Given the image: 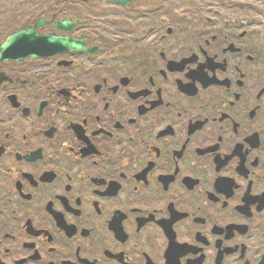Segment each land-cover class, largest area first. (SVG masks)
Segmentation results:
<instances>
[{"label": "flooded vegetation", "instance_id": "af4514ba", "mask_svg": "<svg viewBox=\"0 0 264 264\" xmlns=\"http://www.w3.org/2000/svg\"><path fill=\"white\" fill-rule=\"evenodd\" d=\"M162 3L63 4L40 32L87 49L0 61V264H264V40Z\"/></svg>", "mask_w": 264, "mask_h": 264}, {"label": "water", "instance_id": "95a60500", "mask_svg": "<svg viewBox=\"0 0 264 264\" xmlns=\"http://www.w3.org/2000/svg\"><path fill=\"white\" fill-rule=\"evenodd\" d=\"M114 1L122 4L128 3V0ZM42 23V19H39L34 28L29 27L9 34L0 45V59L11 58L20 60L27 54L31 56L47 55L56 51L71 50L79 47V40L67 36H57L52 33L39 35L36 29ZM58 27L69 28V21H61Z\"/></svg>", "mask_w": 264, "mask_h": 264}, {"label": "rangeland", "instance_id": "374dc122", "mask_svg": "<svg viewBox=\"0 0 264 264\" xmlns=\"http://www.w3.org/2000/svg\"><path fill=\"white\" fill-rule=\"evenodd\" d=\"M19 1L20 2L16 5L15 8H17V10H19V13H21L24 17H26L27 15L38 14V10H39L38 6L31 4L30 0H19ZM227 2L229 3L231 2V0H205V4L213 5V6L219 5L221 3L226 4ZM244 2L245 4L252 5L251 7L253 8V12L246 13V11H244V13H238V15H241L245 18L251 17V20H253L252 22L254 23L255 33L264 39V0H244ZM218 9L225 11L221 7ZM178 11H182V10H178ZM39 13H41V11H39Z\"/></svg>", "mask_w": 264, "mask_h": 264}, {"label": "trees", "instance_id": "16d2710c", "mask_svg": "<svg viewBox=\"0 0 264 264\" xmlns=\"http://www.w3.org/2000/svg\"><path fill=\"white\" fill-rule=\"evenodd\" d=\"M19 0H0V38L5 32L16 29L18 26H24L26 19L17 16L16 5ZM34 3L35 0H32Z\"/></svg>", "mask_w": 264, "mask_h": 264}]
</instances>
